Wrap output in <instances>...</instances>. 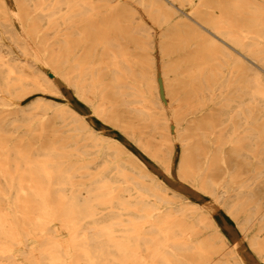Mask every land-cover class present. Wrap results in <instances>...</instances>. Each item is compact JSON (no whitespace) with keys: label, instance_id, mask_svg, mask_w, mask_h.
I'll return each mask as SVG.
<instances>
[{"label":"bare ground","instance_id":"1","mask_svg":"<svg viewBox=\"0 0 264 264\" xmlns=\"http://www.w3.org/2000/svg\"><path fill=\"white\" fill-rule=\"evenodd\" d=\"M231 219L264 260V0H0V264L241 263Z\"/></svg>","mask_w":264,"mask_h":264},{"label":"rangeland","instance_id":"2","mask_svg":"<svg viewBox=\"0 0 264 264\" xmlns=\"http://www.w3.org/2000/svg\"><path fill=\"white\" fill-rule=\"evenodd\" d=\"M9 4L13 6V0H8ZM144 19L146 20V23L150 25V27H153L154 34H153V55L156 57V70H160L162 67V60L159 57V45L161 40V34H162V28L157 27L152 22L148 21L147 17L143 12L140 11ZM176 18V17H175ZM159 98L165 104L166 106L169 104V98L167 97L165 93V88L163 86V82L160 80L159 82ZM55 99V98H52ZM78 105L83 106L85 108V114L89 116L90 110L86 108L85 105H83L81 102H78ZM170 122V121H169ZM108 127L109 133L113 134L114 136H118L124 140H128L129 144H132V150L136 155V158L139 162H142L144 167L148 170V172L155 177L159 182L161 181L163 185L167 186L170 192L178 193V199L176 200L177 204H181V206L189 205H197L200 207V212L204 214H211L209 213L212 207L215 206V201L212 197L208 195H203L199 191H197L194 186H192L190 183L184 182L178 177V164H179V152L181 150L179 143H178V134L176 132L175 126L173 123L169 124V127L167 129V135L169 139L171 140L173 144L172 150H169V152L172 153L170 156V164L168 165L169 170L166 171L167 168L160 164H155L153 160L149 159L150 157H147L144 152L137 148L135 145H133V141L130 138V136L126 135L124 131L118 127L116 124H108L106 126V129ZM165 134V132H164ZM157 136H159L157 134ZM160 136L162 134L160 133ZM132 142V143H131ZM165 151H168V149H165ZM174 202V204H176ZM241 216H239L240 219ZM252 221V220H251ZM257 221V220H256ZM231 223V227H226L225 229L229 232V230L236 235V238L233 242L231 238H229V233L227 231H224V237H225V245L223 247V253H233L230 257L231 259H234L236 256L235 252L238 254L239 260H241V256H245L243 262L241 263H229V264H264V260H262L255 251L254 247L251 245L250 239H252V235L258 232V225L251 223L249 225V229L247 232L250 234L249 237L244 236L242 231L240 230L239 226L237 225V221H234L231 219L229 221ZM211 233V230L204 233V236ZM263 233H261V237ZM239 240L237 243L238 245H235V242ZM226 264V263H225Z\"/></svg>","mask_w":264,"mask_h":264}]
</instances>
